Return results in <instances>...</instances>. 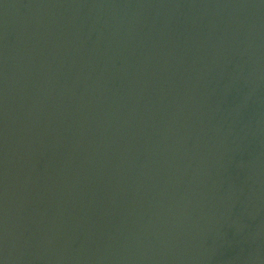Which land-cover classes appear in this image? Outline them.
I'll return each instance as SVG.
<instances>
[{
  "label": "water",
  "instance_id": "water-1",
  "mask_svg": "<svg viewBox=\"0 0 264 264\" xmlns=\"http://www.w3.org/2000/svg\"><path fill=\"white\" fill-rule=\"evenodd\" d=\"M0 264H264V0H0Z\"/></svg>",
  "mask_w": 264,
  "mask_h": 264
}]
</instances>
